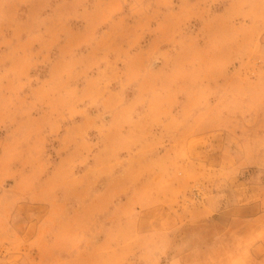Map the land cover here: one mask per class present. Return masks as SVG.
Listing matches in <instances>:
<instances>
[{"label":"rangeland","instance_id":"1","mask_svg":"<svg viewBox=\"0 0 264 264\" xmlns=\"http://www.w3.org/2000/svg\"><path fill=\"white\" fill-rule=\"evenodd\" d=\"M195 125L204 155L231 131L243 171L186 162ZM9 163L23 227L0 196V264L215 263L179 225L213 216L198 164L264 182V0H0L2 191Z\"/></svg>","mask_w":264,"mask_h":264},{"label":"crops","instance_id":"2","mask_svg":"<svg viewBox=\"0 0 264 264\" xmlns=\"http://www.w3.org/2000/svg\"><path fill=\"white\" fill-rule=\"evenodd\" d=\"M194 112L195 115L199 116V110ZM222 115L224 116L225 114ZM229 117L234 116L230 115ZM195 122H198V119H195ZM212 124L214 127L223 126L221 123L218 124L214 121ZM231 125L236 130L235 119H231L230 125L228 123V126ZM244 127L246 129V124ZM191 128L193 127H190V129L187 127L186 131L192 130ZM194 129L195 132L187 136L185 140V146L189 149L185 157L186 162H204L203 160L206 159L212 165H226L229 166L228 169L231 170L232 176L236 174L237 170L243 171V166H246V163H243L242 160L244 156L241 159L239 158L237 149L239 143L236 139L233 141L231 138L233 133L231 131L225 130V134L219 135L214 141V144L219 148L227 145L225 141H228L230 145L231 150H227L225 155L220 156L217 152L204 155L203 151L213 145V143L207 144L210 139L203 137L202 131H198V125H195ZM232 151L233 156L231 155ZM198 166L200 167L197 168V176H200L198 180L205 182L211 178L213 181L214 176L211 175L210 177L208 174L210 172L213 174L214 171H206L205 167L200 166V164ZM15 172V166H11L9 163L7 165V174L5 175L8 186L5 190H0V196L4 195L7 200L4 210L9 213H7L3 226L11 230L23 227V221H19L23 219L18 215L22 213L20 207L23 205V189H20V187H23V179L25 177H23V171L20 174ZM199 172H201V175ZM168 174V169L164 168L163 179L165 181L169 180ZM204 182L198 184L199 191L197 195L202 198L207 195L208 200L210 198H213L212 201L215 200L211 207L213 216L209 219L201 217L189 222L181 221L179 226L183 230L179 234L180 253L186 254V257L191 256L187 254L189 249L187 247V249L184 248L185 235L183 233L187 232L188 229H196L198 241L195 249L198 254L200 252L208 253L209 255H206L207 259L216 260L213 264H221V261L222 264L225 261L226 263L232 261V264H264V182L247 179L243 187L235 188V184H228L222 190H219L218 186L213 182L208 185ZM222 195L225 196L223 203L222 199H220ZM205 203L207 204V202ZM164 212L172 214L171 209L166 206L164 207ZM167 223L165 221L164 228L166 226L171 227ZM204 233H207L206 237H204ZM21 236L23 238V232ZM255 237L257 239H254ZM234 261L236 262L234 263Z\"/></svg>","mask_w":264,"mask_h":264}]
</instances>
